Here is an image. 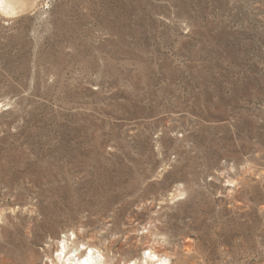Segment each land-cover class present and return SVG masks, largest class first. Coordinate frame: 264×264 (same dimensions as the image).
Here are the masks:
<instances>
[{
	"label": "rangeland",
	"instance_id": "374dc122",
	"mask_svg": "<svg viewBox=\"0 0 264 264\" xmlns=\"http://www.w3.org/2000/svg\"><path fill=\"white\" fill-rule=\"evenodd\" d=\"M22 1L0 12V264L71 231L119 264H264V0Z\"/></svg>",
	"mask_w": 264,
	"mask_h": 264
},
{
	"label": "bare ground",
	"instance_id": "6f19581e",
	"mask_svg": "<svg viewBox=\"0 0 264 264\" xmlns=\"http://www.w3.org/2000/svg\"><path fill=\"white\" fill-rule=\"evenodd\" d=\"M25 2L22 0H0V12L10 15L11 12H18L23 9ZM47 250L44 264H119L107 255L106 246H98L90 242H79L77 235L71 231L56 240V247ZM191 250V245L186 247ZM144 256L131 255L128 259H122L124 264H171L167 253H160L155 247L147 248ZM117 258V257H116ZM120 260V259H117ZM121 260V261H122Z\"/></svg>",
	"mask_w": 264,
	"mask_h": 264
}]
</instances>
